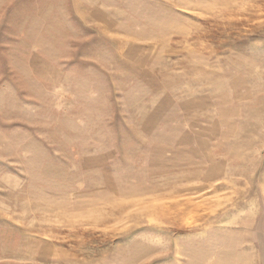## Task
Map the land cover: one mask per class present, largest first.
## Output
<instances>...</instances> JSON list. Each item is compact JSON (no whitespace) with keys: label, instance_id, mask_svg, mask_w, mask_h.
<instances>
[{"label":"rangeland","instance_id":"rangeland-1","mask_svg":"<svg viewBox=\"0 0 264 264\" xmlns=\"http://www.w3.org/2000/svg\"><path fill=\"white\" fill-rule=\"evenodd\" d=\"M0 264H264V0H0Z\"/></svg>","mask_w":264,"mask_h":264},{"label":"crops","instance_id":"crops-1","mask_svg":"<svg viewBox=\"0 0 264 264\" xmlns=\"http://www.w3.org/2000/svg\"><path fill=\"white\" fill-rule=\"evenodd\" d=\"M176 127V126H175ZM177 127H179V129H181V130H171L170 132H191L192 130H187V126H177Z\"/></svg>","mask_w":264,"mask_h":264}]
</instances>
